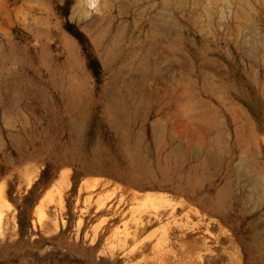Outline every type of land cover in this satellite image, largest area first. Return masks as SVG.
Listing matches in <instances>:
<instances>
[{"label":"rangeland","instance_id":"rangeland-1","mask_svg":"<svg viewBox=\"0 0 264 264\" xmlns=\"http://www.w3.org/2000/svg\"><path fill=\"white\" fill-rule=\"evenodd\" d=\"M40 1L0 0V264H264V0Z\"/></svg>","mask_w":264,"mask_h":264},{"label":"bare ground","instance_id":"bare-ground-1","mask_svg":"<svg viewBox=\"0 0 264 264\" xmlns=\"http://www.w3.org/2000/svg\"><path fill=\"white\" fill-rule=\"evenodd\" d=\"M42 1V0H41ZM40 1V2H41ZM13 2V1H12ZM19 2V1H18ZM28 2H29V0H28ZM103 2V1H102ZM17 3V2H16ZM27 3V2H26ZM26 3H24L25 5H26ZM37 3V2H36ZM36 3H33L34 5L36 4ZM42 4V3H41ZM46 4V3H45ZM48 4V3H47ZM46 4V5H47ZM82 4V3H81ZM83 4H86V6L87 7H89L90 9H92V10H97V7H98V2H97V0H85V3H83ZM103 4V3H102ZM29 5H30V3H29ZM37 5L39 6V4L37 3ZM53 5V4H52ZM57 5H59V4H57ZM5 6V5H4ZM20 6V5H19ZM24 7V5H21V7ZM45 6V5H44ZM62 6V5H61ZM16 7V6H15ZM21 7L19 8V9H21ZM46 7V6H45ZM102 7V6H101ZM42 8H43V6H42ZM62 8V7H61ZM11 9V8H10ZM14 9V8H13ZM12 9V10H13ZM47 10H48V7H47ZM89 10V9H88ZM21 12H23V10L21 11ZM20 12V13H21ZM26 12V11H25ZM89 12V11H88ZM87 12V13H88ZM34 13H35V11H34ZM49 13V12H48ZM16 14V13H15ZM38 14V13H37ZM42 14V13H41ZM97 14V13H96ZM23 17H25L24 15H22ZM39 16V15H38ZM97 16V15H96ZM2 18H3V16H1ZM21 18V17H20ZM36 18V17H35ZM47 18V17H46ZM45 18V19H46ZM49 18V17H48ZM52 18H54V17H52ZM83 18V17H82ZM4 19V18H3ZM26 18H24L23 20H25ZM29 19V18H28ZM50 19V18H49ZM1 20V19H0ZM27 20V19H26ZM36 20V19H35ZM30 21V20H29ZM44 21V20H43ZM46 21V20H45ZM45 21L43 22V23H45ZM51 21V20H50ZM160 22L159 23H162L163 25L164 24H166V20H165V18H161L160 20H159ZM1 23H2V20L0 21ZM21 22V21H20ZM27 22V21H26ZM53 22V21H52ZM22 23H24V21L22 22ZM32 22H30V24H31ZM38 23H40V22H38ZM6 24V23H5ZM4 24V25H5ZM20 24V23H19ZM18 24V25H19ZM25 24V23H24ZM33 24V23H32ZM47 24V23H46ZM0 25H2V24H0ZM14 25H16V24H14ZM41 25V24H40ZM52 25V24H51ZM20 26H21V24H20ZM24 26H26V25H24ZM23 26V27H24ZM3 27V26H2ZM28 27V26H27ZM42 27V26H41ZM50 27V26H49ZM32 28V27H31ZM35 28V27H34ZM44 28V27H43ZM42 28V29H43ZM54 28H55V26H54ZM8 29V28H7ZM41 29V30H42ZM50 29H52V28H50ZM44 30V29H43ZM56 30V29H55ZM28 31V30H27ZM49 31V30H48ZM52 31H53V29H52ZM36 32H37V30H36ZM43 32V31H42ZM0 33H2V32H0ZM4 33V32H3ZM12 34V33H11ZM10 34V35H11ZM41 34V33H40ZM57 34V33H56ZM35 36V35H34ZM44 36V35H43ZM62 36V35H61ZM46 37V36H45ZM53 38H55V37H52V39ZM55 39H57V38H55ZM11 40V39H10ZM40 40V39H39ZM48 40V39H47ZM51 40V39H50ZM13 41V40H12ZM18 41V40H17ZM25 41V40H24ZM42 41V40H41ZM8 42H9V40H8ZM47 42V41H46ZM48 42H49V40H48ZM1 43V42H0ZM21 43V42H20ZM37 43V42H36ZM58 43V42H57ZM257 43L258 44H260V46L262 47V51H261V56L259 57V59H258V61H259V63L260 64H262L263 66H264V41L262 42V41H257ZM15 44V43H14ZM24 44H25V42H24ZM40 44V43H39ZM54 44V43H53ZM16 45V44H15ZM26 45V44H25ZM34 45V44H33ZM45 45V44H44ZM56 45H58V44H56ZM28 46V45H27ZM42 46H43V43H42ZM47 46V45H46ZM255 46H256V43L254 44V43H251L250 44V52L251 53H253V52H256L257 51V49L255 48ZM41 47V46H40ZM44 47V46H43ZM57 47V46H56ZM45 49V48H44ZM59 49H60V47H59ZM58 49V50H59ZM62 51V50H61ZM39 52V51H38ZM57 52V51H56ZM59 52V51H58ZM61 58V57H60ZM231 104V103H230ZM229 110H230V112L231 113H236L237 112V110L236 109H233L232 107H230L229 108ZM243 110V109H242ZM244 111V110H243ZM196 112H193L191 115H190V120L191 121H193V123L194 122H196V123H199V127H198V132H197V135H202L205 131H209L210 129H212V128H215L216 129V133H217V135H220L221 133L220 132H222L221 130H220V125H218V126H216L217 124H219L218 122H216V121H214V120H207V119H200V118H198V117H196L197 116V114H195ZM245 114V113H244ZM246 115V114H245ZM235 116V115H234ZM240 116V115H239ZM248 116V115H247ZM243 117V116H242ZM244 119V118H243ZM223 120V119H222ZM249 120V119H248ZM231 121V120H230ZM242 121V120H241ZM243 124V123H242ZM246 125V124H245ZM234 126V125H233ZM246 126H248V125H246ZM245 126V127H246ZM246 129H249V126H248V128H246ZM252 130L254 129V128H251ZM250 130V129H249ZM241 131H243L241 128H236V130H235V133H239V132H241ZM246 131V130H245ZM251 131V130H250ZM246 133H247V131H246ZM248 173H249V175H251V177H250V179L248 180V185L251 187V189L254 191V190H257V189H259L260 188V190H261V192H259V197H264V187L262 186V184H260V178H261V176H259L260 174L259 173H255L254 171H248ZM248 175V174H247ZM262 179V178H261ZM264 179V178H263ZM261 186V187H260ZM257 187H259V188H257Z\"/></svg>","mask_w":264,"mask_h":264}]
</instances>
